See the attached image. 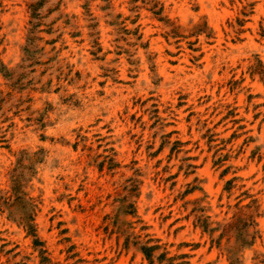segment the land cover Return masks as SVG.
<instances>
[{
  "label": "rangeland",
  "instance_id": "rangeland-1",
  "mask_svg": "<svg viewBox=\"0 0 264 264\" xmlns=\"http://www.w3.org/2000/svg\"><path fill=\"white\" fill-rule=\"evenodd\" d=\"M0 264H264V0H0Z\"/></svg>",
  "mask_w": 264,
  "mask_h": 264
}]
</instances>
